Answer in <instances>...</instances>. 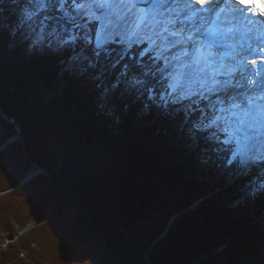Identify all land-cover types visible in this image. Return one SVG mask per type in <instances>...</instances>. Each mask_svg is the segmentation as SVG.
<instances>
[{"label":"trees","instance_id":"obj_1","mask_svg":"<svg viewBox=\"0 0 264 264\" xmlns=\"http://www.w3.org/2000/svg\"><path fill=\"white\" fill-rule=\"evenodd\" d=\"M25 7L0 0V110L24 139L0 152V213L33 225L15 243L27 262L264 264V174L229 163L197 107L165 112L135 84L136 50L38 40ZM79 54L91 64L73 73ZM14 136L0 116V146ZM7 251L0 264L23 263Z\"/></svg>","mask_w":264,"mask_h":264},{"label":"snow or ice","instance_id":"obj_2","mask_svg":"<svg viewBox=\"0 0 264 264\" xmlns=\"http://www.w3.org/2000/svg\"><path fill=\"white\" fill-rule=\"evenodd\" d=\"M190 2L201 9L212 6L209 0ZM237 2L264 16V0ZM22 11L41 36L48 32L65 45L82 42L97 57L116 53L123 58L135 49L142 77L135 84L149 87L150 93L159 89L165 103L197 104L195 127L214 129L218 140L223 136L229 163L264 162V95L257 93L264 89L257 81H249L256 87L247 88L233 75L244 61L227 50L216 20L192 22L181 0H26Z\"/></svg>","mask_w":264,"mask_h":264},{"label":"rangeland","instance_id":"obj_3","mask_svg":"<svg viewBox=\"0 0 264 264\" xmlns=\"http://www.w3.org/2000/svg\"><path fill=\"white\" fill-rule=\"evenodd\" d=\"M35 36H37V39L38 40H42V36H41L40 32L37 29H36ZM77 59L78 60H76L73 64H71V69L70 70L73 73L80 72L81 70L86 69L88 67V65L91 64V62H89V64L87 65L85 59L80 54H79V56H78ZM166 99H168V98L166 97ZM158 101L159 102H162V109L165 112L175 111V110H178L179 108H182V107H185V108H194V107H197V104H192L189 101H183V102L173 103V102H171V100H168V102L165 103V101H162L160 99L159 95H158ZM198 106L199 107H201V106L203 107L204 106V103H199ZM0 116H1V118L5 122L6 121L7 122L11 121L10 119H7L6 120L2 115H0ZM11 125H13V124H11ZM14 130H15V127H14ZM206 131L209 132L211 135H213V132L215 130L214 129H209V130H206ZM15 132H16V130H15ZM22 139H23V136H22ZM15 141H17V139H15V136L14 137H11L9 140H7L4 144H2L0 146V152L5 148V146H9V144L14 143ZM23 141H24V139H23ZM223 145L226 146V147H228L225 144H223ZM25 153H26V151H25ZM230 159H231V156H230ZM240 164L243 167H247L250 164H252V162H249L247 164H242L240 162ZM256 168H257V171H256V169H255V171L258 172V174H264V162L262 164L260 162V165H257ZM34 170L36 171V169H34ZM245 170L246 169H244V172H245ZM31 171H33V170H29L27 172V174H29ZM239 173H242V171L241 172H238V175H239ZM26 177H27V175L24 177V179L22 180V182L19 185L25 184V182H27L30 179L29 178L28 180H26ZM252 180H254V179L252 178ZM13 189L14 188H12L10 190L0 191V196H2V194H4V193L11 192ZM27 191H30V188L27 189ZM6 211L8 213V216L0 213V255L4 254L5 252H8L7 249L9 248V249H12L13 251H12V254H8L7 256H10L13 260H16L18 262H20L19 260H21V262H23L22 264H29V262H27V260H26V254H25V252H21V250H19L20 248L17 245H15V243L17 242V237H22V238H24V240H27L26 237H23V236H24V234H26L33 227V225L32 224H28L26 226H23V227L18 228L15 219L9 216V215L12 216V215L15 214L14 211L12 210V208H10L9 206H7L6 207ZM16 252L18 253V257L15 255ZM37 253H39V250L37 251ZM44 259H46V258L44 257ZM40 264H46V262L45 261H42V263H40Z\"/></svg>","mask_w":264,"mask_h":264},{"label":"bare ground","instance_id":"obj_4","mask_svg":"<svg viewBox=\"0 0 264 264\" xmlns=\"http://www.w3.org/2000/svg\"><path fill=\"white\" fill-rule=\"evenodd\" d=\"M181 3H182V5L184 6V11H186L187 12V15L188 16H190L192 19H194L195 17H196V14H195V12H196V9H197V5L195 6V7H193L192 6V3L190 2V0H181ZM186 6V7H185ZM186 23H189V21H185ZM263 23H264V21H263ZM257 44H258V42H257ZM264 45V44H263ZM250 48H252V49H255V47L252 45ZM245 54H247V52L245 53ZM259 56H257L258 57V61L257 62H255V63H252V62H248L247 61V67H250V68H253V65H255V66H257L258 64H259V61H262L263 63H264V53H263V50H260L259 51ZM242 55V54H241ZM247 56H248V54H247ZM254 73H255V71H254ZM255 79L254 81H257V82H261V78H258L257 77V75H255V74H253L252 75V78L251 77H248V79ZM236 81L234 80L233 81V83H235ZM256 86L255 85H251V88H255ZM257 91H260L259 89H257ZM222 139H223V136L221 135L220 136ZM226 147V146H225ZM227 149H228V147H226ZM230 156H231V153H230ZM229 160H230V157H229ZM238 160V159H237ZM237 160H234V161H232V162H235V161H237ZM239 162H240V160H239ZM263 162H261V164H262ZM257 165H260V162H252V164H250L249 166H256L257 167ZM38 168V167H37ZM40 168V167H39ZM42 169V168H41ZM38 170V169H37ZM43 171H45L44 169H43ZM41 173H45L46 174V171L45 172H39L38 174H41Z\"/></svg>","mask_w":264,"mask_h":264},{"label":"water","instance_id":"obj_5","mask_svg":"<svg viewBox=\"0 0 264 264\" xmlns=\"http://www.w3.org/2000/svg\"><path fill=\"white\" fill-rule=\"evenodd\" d=\"M0 113H1V115L7 120V117L1 112V110H0ZM11 120V119H10ZM11 124H13V126L15 127V130H16V136H15V139H17V140H19L20 142H21V144L23 145L24 144V141H23V139H22V136H21V132H20V129H19V127L14 123V121L13 120H11V121H9ZM24 152H25V150H24ZM38 169V170H37ZM36 169V171L35 170H33V171H31L29 174H27V177H26V180H28L29 178H31V177H33V176H37V175H39L38 173L39 172H45V171H43V169H41V168H37ZM148 262V261H147Z\"/></svg>","mask_w":264,"mask_h":264}]
</instances>
